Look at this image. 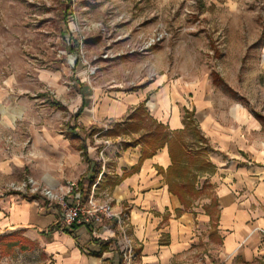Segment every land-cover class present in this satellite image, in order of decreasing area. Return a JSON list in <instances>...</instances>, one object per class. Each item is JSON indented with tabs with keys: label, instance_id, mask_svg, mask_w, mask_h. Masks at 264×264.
<instances>
[{
	"label": "rangeland",
	"instance_id": "rangeland-1",
	"mask_svg": "<svg viewBox=\"0 0 264 264\" xmlns=\"http://www.w3.org/2000/svg\"><path fill=\"white\" fill-rule=\"evenodd\" d=\"M157 33H164V42L143 53ZM75 41L78 66L70 50ZM157 61L170 81L200 90L206 108L199 118L212 116L237 130L239 139L247 137L249 149L264 152V0H0V161L6 165L0 168V200L14 196L51 205L41 195L46 185L28 166L29 136L35 129L60 133L80 147L92 129L73 119L83 82L130 90ZM197 127L199 136L192 127L181 134L193 157L185 209L195 216L210 213L212 221L195 234L199 241L191 252L171 264H227L220 242L212 243L219 209L210 175L217 146L202 140ZM155 130L146 125L141 136ZM197 156L206 163L203 172ZM0 264L50 263L38 244L11 236L0 238Z\"/></svg>",
	"mask_w": 264,
	"mask_h": 264
},
{
	"label": "crops",
	"instance_id": "crops-1",
	"mask_svg": "<svg viewBox=\"0 0 264 264\" xmlns=\"http://www.w3.org/2000/svg\"><path fill=\"white\" fill-rule=\"evenodd\" d=\"M161 62L153 64V73L147 70L137 77L130 90L125 84L94 87L83 82L80 102L86 103L79 125L106 132L129 122L144 105L153 121L174 134L185 130V116L192 114L205 139L217 146L211 156L216 168L210 175L217 186L219 209L212 243L220 242L227 264L264 261V152L249 149L247 137L239 139L237 130L223 127L212 116L199 118L206 108L200 90L170 81L171 74H165ZM143 131L132 136L96 134L94 145L88 144L92 139L88 136L82 138L83 145L74 147L71 136L35 129L27 140L32 153L28 166L39 181L55 190L67 182L80 185L91 174L81 150L86 145L89 158L101 165V173L96 182L89 177L82 182L89 189L84 196L94 192L99 200L112 201L115 211L126 218L106 221L100 229H69L59 223V206L10 196L0 200V238L22 236L38 244L50 264L127 263L124 233L132 250L131 264H171L189 254L198 240L195 234L207 228L212 216L186 211L191 199L171 190L169 171L174 164L167 146L143 161L144 143L124 149L123 144H131L133 138L140 141ZM0 168L6 170L2 160Z\"/></svg>",
	"mask_w": 264,
	"mask_h": 264
},
{
	"label": "trees",
	"instance_id": "trees-1",
	"mask_svg": "<svg viewBox=\"0 0 264 264\" xmlns=\"http://www.w3.org/2000/svg\"><path fill=\"white\" fill-rule=\"evenodd\" d=\"M71 52H74L76 55V66L80 64V42L75 41L73 44V47L70 49ZM84 95V93H82ZM84 103H82L80 109L77 111L73 119L78 120L85 109V100H83ZM130 121L127 123H124L123 125H118L112 130L106 131V132H99L96 128H92L90 130L91 135L90 137H93L94 135H104L107 137L112 136H122V135H132L139 133L146 125L148 126H156V130L154 132H148L144 136L141 137L140 141H133L130 143L123 144L124 149L135 147L138 145H141L144 143L145 146H143V153H142V159L143 161L146 158L152 157L159 149L164 148L167 146L169 148V152L171 155V159L173 162V166L170 168L169 171V182L171 185V190L182 197V194H186L187 190H191L190 185V176H191V170L189 168L190 158H193L190 156V153L188 152L186 148V144L184 143L183 139L181 138V134L183 132H186L190 129V127L193 128L194 132L198 134L199 136V130L197 127V122L193 118V115L187 112L185 116V130L181 132H176L174 134L167 131V129L162 126L161 124H157L155 121L151 119L149 114L147 113L145 106L142 105L129 119ZM148 123V124H147ZM79 127H76L74 131H77ZM84 131V129H81ZM200 138V137H199ZM201 140V138H200ZM204 141H208L207 139H203ZM81 150L84 151V155L87 159V161L90 164V171L91 174L86 176L88 180L96 182L98 180V177H100L101 173V165L98 162H95L91 160L87 153V147L84 145V147L81 148ZM198 162H200L201 166L198 167V172H203L205 169L206 163L202 160H199L200 157L197 156ZM202 158V157H201ZM197 162V163H198ZM203 163V164H202ZM85 177L84 180H87ZM83 181L80 182L81 190L83 189ZM118 182H115L114 186L117 185ZM83 227V226H78ZM78 227H74L73 229H76Z\"/></svg>",
	"mask_w": 264,
	"mask_h": 264
},
{
	"label": "built area",
	"instance_id": "built-area-1",
	"mask_svg": "<svg viewBox=\"0 0 264 264\" xmlns=\"http://www.w3.org/2000/svg\"><path fill=\"white\" fill-rule=\"evenodd\" d=\"M164 39V33L154 34L145 43L143 51L153 49L162 41L164 42ZM32 182L36 184L35 181ZM35 190L37 191V189ZM82 191L79 183L72 181L56 188V190L45 186L41 195L47 203L61 208L59 223L69 229L78 226L98 229L103 227L106 221L113 219L122 221L123 218H126L121 213L115 211L112 201H101L96 197L94 192L85 197ZM124 236V253L127 263L131 264L133 258L132 250L125 233Z\"/></svg>",
	"mask_w": 264,
	"mask_h": 264
}]
</instances>
